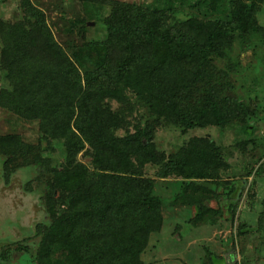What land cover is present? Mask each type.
<instances>
[{
  "label": "trees",
  "instance_id": "1",
  "mask_svg": "<svg viewBox=\"0 0 264 264\" xmlns=\"http://www.w3.org/2000/svg\"><path fill=\"white\" fill-rule=\"evenodd\" d=\"M80 1L93 13L68 18L69 30L84 31L92 16L111 28L110 6L119 10L122 39L91 38L65 48L31 0H23L24 21L0 20L9 46L0 107L38 124L36 143L16 132L0 134V168L7 184L27 171L32 178L24 189L44 207L28 240L34 248L27 236L0 242V263L13 251H30L35 264H144L173 191L172 204L193 208L195 225L224 215L212 204L219 187L200 182L235 184L227 186L233 148L221 135L244 134L235 144L242 152L257 143V108L238 92L235 50L264 44L258 18L264 0ZM161 128L200 134L167 151L156 141ZM58 144L64 163L50 155ZM171 177L170 191L159 192L158 180ZM254 230L256 249L264 252V210L257 226L241 222L238 235ZM202 264L227 263L210 255Z\"/></svg>",
  "mask_w": 264,
  "mask_h": 264
},
{
  "label": "rangeland",
  "instance_id": "2",
  "mask_svg": "<svg viewBox=\"0 0 264 264\" xmlns=\"http://www.w3.org/2000/svg\"><path fill=\"white\" fill-rule=\"evenodd\" d=\"M31 1L45 12L47 24L52 28L57 41L65 48L70 42L77 44L91 38L111 41L122 39L118 29L120 13L117 8L109 6L105 11L106 16L110 18L111 28L105 27L103 20H97L95 16H92L84 31H78V28L71 31L68 18H88L89 14L93 13L91 6L83 4L80 0ZM122 1L144 6L162 3V0ZM261 6L258 18L264 24V3ZM26 10L23 0H0V20L24 21L27 15ZM185 16L182 12L178 13L179 18ZM235 51L241 58V68L237 77L238 92L245 99L251 98L253 105L257 108L254 123L256 131L253 135L257 143H250L242 152L235 144L238 140L246 138L244 134L231 129L221 135L224 143L232 145L233 148V155L230 157L232 167L229 170L232 176H228L230 181L227 186H231V182L235 184L230 189L219 185L216 181L202 180L200 182L204 185L212 186L213 184L219 187L214 195L216 200L214 199L212 204L222 207L223 211L218 214L224 215L213 217L217 218L215 223L195 225L189 221L194 216L193 208L172 204L171 200L175 195L173 191L168 196V202L163 210L165 217L163 228L160 233L152 235L149 250L143 256L144 264H202L204 261L208 262L210 255L218 259L223 258L227 264H264V252L256 249L261 244L259 233L254 230L245 235H238V226L241 222H246L248 226H257L261 212L264 210V44L261 43L256 49L246 50L239 49L236 45ZM8 59L9 46L0 37V86L4 82ZM60 62V59H53L51 64L59 66ZM10 132L21 134L29 142L38 141L37 122L23 120L14 112L0 107V134ZM194 134H200V132L192 131L182 135L179 130L161 128L157 131L156 141L161 148L170 151L176 144ZM50 155L56 162L64 163L67 160L66 152L59 144ZM248 170L251 173H248ZM146 171L148 175H155V168L151 166H148ZM26 178L28 180L32 177L27 171H19L7 184L0 168L1 243L19 240L25 238L24 236H27L28 242L34 234L35 225L43 219L44 207L39 195L24 189ZM174 181L172 177L167 181L158 180L159 192L163 194L169 192L170 189L166 186L173 184ZM230 200L233 201V208L229 206ZM201 226L203 230L199 228ZM30 242L28 246L34 248L35 244L31 246ZM18 253L13 251L12 258L0 264H35L30 257V251L19 253V255Z\"/></svg>",
  "mask_w": 264,
  "mask_h": 264
},
{
  "label": "crops",
  "instance_id": "3",
  "mask_svg": "<svg viewBox=\"0 0 264 264\" xmlns=\"http://www.w3.org/2000/svg\"><path fill=\"white\" fill-rule=\"evenodd\" d=\"M202 227H203V226H201V227H199V228H201V230H203V228H202ZM201 230H200V231H201ZM194 235H196V233H194Z\"/></svg>",
  "mask_w": 264,
  "mask_h": 264
}]
</instances>
